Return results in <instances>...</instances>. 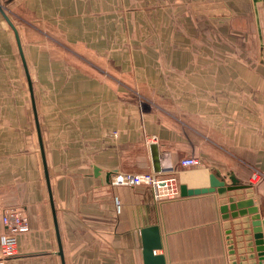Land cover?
Masks as SVG:
<instances>
[{
	"label": "crops",
	"instance_id": "crops-1",
	"mask_svg": "<svg viewBox=\"0 0 264 264\" xmlns=\"http://www.w3.org/2000/svg\"><path fill=\"white\" fill-rule=\"evenodd\" d=\"M251 3L0 0V233L3 210L28 218L1 264H143L153 225L165 264H229L218 193L156 201L110 175L251 184L264 168V61L245 42L263 2ZM187 155L201 165L182 169ZM252 186L264 211V180Z\"/></svg>",
	"mask_w": 264,
	"mask_h": 264
},
{
	"label": "water",
	"instance_id": "water-1",
	"mask_svg": "<svg viewBox=\"0 0 264 264\" xmlns=\"http://www.w3.org/2000/svg\"><path fill=\"white\" fill-rule=\"evenodd\" d=\"M260 2L264 3V0H253L255 6ZM0 11L6 17L1 5ZM259 33L262 36L261 29ZM17 43L20 48L18 39ZM260 44L262 46L260 48L261 57L264 61V40L262 38ZM26 74L28 76V73ZM28 82L32 105L34 106L29 76ZM40 146L42 150L41 143ZM42 159L48 182L43 153ZM97 171L98 168L95 166L93 172L96 174ZM227 180L229 181L227 182ZM208 181V186L194 188H187L184 183H181L179 185V195L218 193L222 198L219 212L221 219L224 221L229 264H264V211L254 204L253 186L249 183L239 182L232 175H229L226 179L225 176H219L212 171L208 173ZM140 233L143 264H165L164 256L154 253V250L162 247L157 226H145L141 228Z\"/></svg>",
	"mask_w": 264,
	"mask_h": 264
},
{
	"label": "built area",
	"instance_id": "built-area-1",
	"mask_svg": "<svg viewBox=\"0 0 264 264\" xmlns=\"http://www.w3.org/2000/svg\"><path fill=\"white\" fill-rule=\"evenodd\" d=\"M108 137H114L115 134L108 132ZM157 137L151 134L147 138V143L155 144ZM182 169L197 168L201 165L200 159L195 155H187L179 160ZM264 180V168L255 170L250 177V183L258 184ZM184 183L187 188H191L187 183L171 174H165L159 170L148 172H132L115 170L110 175V184L113 186H147L150 188L154 200L169 199L179 195V185ZM115 211L121 212V201L118 197L113 198ZM1 221L5 230L0 233V259L10 257L15 254L17 235L28 226V218L19 210H3ZM1 264V261H0Z\"/></svg>",
	"mask_w": 264,
	"mask_h": 264
},
{
	"label": "rangeland",
	"instance_id": "rangeland-1",
	"mask_svg": "<svg viewBox=\"0 0 264 264\" xmlns=\"http://www.w3.org/2000/svg\"><path fill=\"white\" fill-rule=\"evenodd\" d=\"M195 1L200 2L201 4H204V5H206V3H211V2H213V3L216 2L219 5H224V4L227 3V0H195ZM249 2H251V0H249ZM252 3H253V0H252ZM258 12H259V15L258 16H262L263 17V24L260 26L262 36H260V33H258V35H257V33H253V29L250 28L252 26L250 25V26H248V32H247L249 34V37L247 36V39L245 40L246 44L248 42L249 44H251V48H256V49H260L262 47L261 44H260V39L262 38L264 40V3H263V6L262 7H260V6L258 7ZM249 14L252 15V13L250 12V10H249ZM200 33L201 34H204V31L203 32H200ZM216 34L218 36V34H219V28H217ZM199 41H201L199 43L200 46H203V44H206L203 41L202 38H200Z\"/></svg>",
	"mask_w": 264,
	"mask_h": 264
}]
</instances>
